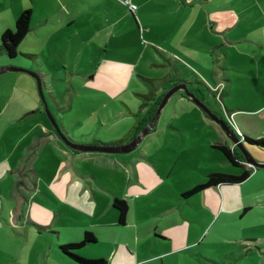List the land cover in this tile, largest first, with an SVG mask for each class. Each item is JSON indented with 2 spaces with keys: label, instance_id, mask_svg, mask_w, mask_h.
Masks as SVG:
<instances>
[{
  "label": "crops",
  "instance_id": "crops-1",
  "mask_svg": "<svg viewBox=\"0 0 264 264\" xmlns=\"http://www.w3.org/2000/svg\"><path fill=\"white\" fill-rule=\"evenodd\" d=\"M124 1L0 0V45L5 32L15 31L17 19L25 11L31 12V31L19 46V54L32 61L29 69L37 70L51 98L46 109L36 79L23 76L19 78L21 85L25 83L22 91L28 92L23 97L16 92L0 94V264H77L61 252L60 246L80 242L86 232L95 234L97 243L78 254L94 258L85 251L105 245L95 258L105 259L108 264H167V260L175 262L173 258L178 256L199 264L196 257L207 264H220L219 259L231 260L238 255H264L252 250L246 254V247L240 254L231 253L234 221H245L255 208H261L264 214V169H255L241 184L220 185L188 199L182 197L213 173H242L231 171V164L215 148L226 145L239 150L217 123L194 106L190 111L195 121H188L187 108H176L179 101L193 105L184 94L175 108L171 103L177 96L168 101L153 130L140 142L152 140L156 152H150V146L138 149L140 144L130 153L75 151L61 140L53 124L46 123L47 110L55 116L62 110L61 128L73 142L127 144L134 138L133 129L148 118L168 86L191 83L177 64L195 65L175 51L157 47L149 35L152 26L146 18L150 14L151 21L169 22L167 30L163 27V36L180 37V49L195 38L196 46L207 56L206 64L218 69L213 72L217 81L212 85L223 86L220 101L226 115L221 118L231 122L241 139L243 135L264 139V0H130L138 6L134 13ZM144 33L168 62L154 57L152 67L164 68L163 75L138 76L154 87L138 89L134 97L126 98L125 91L113 93L111 82L100 75L101 84H89L87 88L98 96L113 93L110 97L122 108L100 110V118L95 111L79 115L74 110L77 74L59 75L50 68L68 66L67 57L80 53L81 63L99 60V67L114 70L110 74L123 82L124 72L117 64L132 53L130 35L143 38ZM116 46L120 49L117 54ZM11 60L0 49V68L14 66ZM53 73L62 78L57 82L66 86L63 95L71 96L68 107H61L54 95ZM193 73L194 79L208 86L204 81L206 72ZM112 114H126L128 122L123 130L115 127L105 131L120 121H114ZM204 128L208 137L201 148L211 154L203 152L200 160L186 157L187 135ZM250 151L264 163L263 154ZM189 172H201L204 179L189 182ZM252 181L255 185H250ZM115 199L125 201L129 207L125 225L119 223ZM240 230L244 232L245 228L241 226ZM212 233H221L222 240L212 243L214 249L210 250L209 243L201 248L204 235ZM239 242L264 248V238L247 237Z\"/></svg>",
  "mask_w": 264,
  "mask_h": 264
},
{
  "label": "rangeland",
  "instance_id": "rangeland-1",
  "mask_svg": "<svg viewBox=\"0 0 264 264\" xmlns=\"http://www.w3.org/2000/svg\"><path fill=\"white\" fill-rule=\"evenodd\" d=\"M153 16H151L150 14H148L146 20L149 24V26H152V30L150 31L151 38L153 40L156 41L157 43V47H160L162 49H167L168 51H175L177 56L181 55V57H185L189 60H192V65L195 66H190V64H188L187 67L183 66L182 64H177V67L181 70V72H183V75L188 77V79H190L189 81H191L190 84L187 85L188 91L191 94H194L196 98H198L203 104H205L207 107H209L213 113H215L217 116L223 117V115L225 114V110H224V104H222V102L220 101L222 99V94H223V86L221 85H212L214 82L213 81H217V79L212 75L213 72L218 71L217 68L212 67L211 64H206L207 62L205 61L206 59V54L203 52V50H201L199 47L200 46H196V39L195 38H190L187 43H185L183 45V47L180 49V37L178 36H171L169 35L168 38L163 36L164 33V28H166L167 26H169V22L168 23H161V22H157L155 20L151 21L150 19H152ZM149 19V20H148ZM146 22V24H147ZM154 24V25H153ZM125 28V26H122ZM150 29V28H148ZM167 30V28L165 29ZM168 33V32H166ZM149 35H146L144 33V37L141 38L140 35H138V37L133 34L132 36L130 35V39H131V51L132 53L129 56H125L121 62H119L118 67L119 71L121 70L122 72H124L123 74V82L117 80L115 77H113L110 72L114 70L111 69H105V65H102L101 67H99V60H93L92 62H88L86 63V65H84L83 63L80 62V53H73L70 54L67 58V65L68 66H62V65H55L57 68L56 69H51L50 68V72L54 71L55 73L60 74H65V75H69L73 72L75 74H77V77H75V82H74V86H75V91H76V95L75 100H74V110L79 112V115H83V113L87 114L89 112L95 111L96 114H98V117L100 118V114L98 113L100 112V110H110L111 112L113 111V109H119L121 107L120 103H116V99H113V97H110L111 94L113 93H117L119 91H125L124 93L126 94V98L129 97H134V93L136 90L138 89H150L152 87H154V85L152 83H149L147 80H143V78H138V76L144 77V76H157V75H163L162 73L164 72V68H157L156 66L152 67V61H154V57H159V59H161L162 63L166 62V60L159 54L158 51H156V49L154 47L155 43L151 40V38L149 37ZM110 42H112V46H113V41L112 39H109ZM142 41H144L145 43L142 44ZM184 43V42H183ZM111 46V48H112ZM116 49V54L119 53L120 49L118 46L115 47ZM34 51V50H33ZM146 51V52H145ZM152 55L153 58H149V55ZM102 55V54H99ZM88 56V54H87ZM142 57H145V59H142ZM72 58L73 61L72 62ZM12 63H14V66H11L12 68H17V69H22V70H26L29 71V73L26 72H20V71H6L4 73H2L0 75V94H8V93H14L16 92L17 95H22V97L28 93L27 91L23 92L22 90L25 89V83L23 82V84L21 85L20 83L22 82V80H20V76H23L24 78H34V76L31 74H37V70L34 69H29V67H33L32 66V61L28 58H25L23 56H21V53L19 54V56L16 59H12L11 60ZM168 63V62H166ZM50 65V64H47ZM99 67V68H97ZM4 68H9V67H4ZM172 70L175 72L174 67H171ZM2 69V68H0ZM118 70V69H115ZM202 71L207 73V76H205L206 83H208V86L205 85V82H199L198 80L194 79L195 75H193V72H199L201 73ZM19 74V75H18ZM100 75L102 77L106 76V78L111 82V88L113 89V93L109 94V97L106 96H98L95 95L94 93H92L91 91H89V89L87 87H89L90 85H100L101 84V79H100ZM52 80H54L53 82H51V85L53 87V90L55 92V96H58V103H60L61 107H68L69 103H70V97L69 95H67L66 93L63 95V91L64 88L66 87L65 85H62L61 83H58L57 80H60L62 78H59L58 75L55 76V74L53 73L51 75ZM36 79V78H34ZM131 79V80H130ZM87 82V84H86ZM36 84L38 87V83L36 80ZM138 85V86H137ZM64 87V88H63ZM208 87L210 88V90L214 93V95L208 90ZM15 88V89H14ZM97 88V87H96ZM44 97H45V102L47 104V106L49 104H51V98H49V91L44 89ZM37 92L39 94V97L42 101V103L44 104V101L42 100V97L40 95L39 89L37 88ZM221 92V93H220ZM30 93V92H29ZM181 94H184L185 97H187L190 101L193 102V100H191L184 91H179L177 92L175 95H173L171 98H174L172 101V105L174 104V108H175V103L177 102L178 99H180ZM128 96V97H127ZM124 98L125 100H128ZM170 98V99H171ZM136 101L141 100L140 98L138 99L137 97H135ZM144 101V100H142ZM128 103L129 100L127 101ZM136 103V102H135ZM231 105V100H229L228 102ZM193 105H186L184 104V102L179 101L176 103V108L178 107L180 110L179 111H183V108H187V114H188V118L186 120L188 121H195L192 117V108L191 106H194V108H197L200 110V108L193 102ZM45 105V104H44ZM167 105V104H166ZM56 107V106H55ZM166 107V106H165ZM122 108V107H121ZM57 109V107H56ZM68 109V108H67ZM58 110V109H57ZM62 110H58L59 113H57V116H55L56 114H54V112L52 110H50V114L53 116V118L58 122V124H60V117L62 115ZM64 117L66 116V113L63 114ZM179 115L181 116V112H179ZM226 115V114H225ZM113 116V120H120L118 122V124H114L112 125V127L108 126L106 127L105 131H109L111 129H114L116 127V129L118 130H123V126L127 125V120L125 119V116L118 114L117 117ZM119 117V118H118ZM45 121L48 125H52V122L50 120L49 117V113L46 111L45 112ZM230 119V118H228ZM123 120V121H122ZM231 120V119H230ZM179 122V120H178ZM199 123V122H198ZM231 123V122H230ZM120 124H122L121 126H119ZM121 132V131H118ZM208 137V133L207 130L204 128L203 131H199L198 133H196L195 135H191L188 134L185 141H184V145L189 147V151L186 154V157L191 158V156H193L195 159H201V155L204 152V154L206 155L207 153L211 154V152H209L208 150H205L204 148H201V144H203V142L207 141ZM152 140H146L143 143L140 144V146L138 147V149H142L143 147H145L144 149H146L147 146H150L151 150L149 149L150 152H156V150H154V146L152 145ZM154 141V138H153ZM191 148H193L191 150ZM252 148V149H251ZM148 149V147H147ZM247 151L253 156V154L251 153L250 150H255L256 152L263 154L264 155V150L258 149L256 147H246ZM138 151H136L137 153ZM215 154V152H214ZM216 154H218V157L221 158V153L216 152ZM163 155V154H162ZM216 156H213V158H215ZM254 157V156H253ZM190 164V163H188ZM242 171L241 168L239 167H234L233 165H231V171ZM190 173V172H189ZM187 178L189 180V182H191L192 180L195 182L199 179L203 180V176L201 174V172L196 173V174H188ZM256 181H252V183H250V185L254 184L255 185ZM249 185V186H250ZM263 211L261 208H255V210L252 212L251 215H249L245 221H234V227H231V253L233 254H240V251L249 246V244L247 242H239L242 239H245L247 237H258V238H264V214L261 212ZM232 218L234 217V215L231 216ZM241 226L243 227V229L245 228V231L242 232L240 230ZM204 236H206V238L203 241V244L201 246L202 247H207L208 243L210 245V250L214 249V246H212L216 241L218 240H222L221 239V233H218L217 235H207L205 234ZM223 237V236H222ZM257 239V238H256ZM226 241V240H225ZM213 243V244H212ZM228 244V242H227ZM226 245V243H224V246ZM259 246V245H258ZM264 245H262L263 247ZM106 246L105 245H100L97 249H89L86 250V254L89 257H94V258H87V259H96L95 257L99 255L100 252L104 251V248ZM261 247V246H259ZM213 252V250L211 251ZM217 252V250L215 251ZM214 256L216 253H213ZM217 258V256H216ZM175 262H173L172 260L169 261L167 260L166 263L167 264H199L196 261H191L188 260L182 256H178L177 258H173ZM196 259H198V261L201 262V264H207L205 263L202 259H199L198 257H196ZM219 263L220 264H264V255H258V254H251L250 258H243L242 256L240 257V255H238L237 257H231V260L227 259L226 261L224 259H219ZM163 264V263H161Z\"/></svg>",
  "mask_w": 264,
  "mask_h": 264
},
{
  "label": "trees",
  "instance_id": "trees-1",
  "mask_svg": "<svg viewBox=\"0 0 264 264\" xmlns=\"http://www.w3.org/2000/svg\"><path fill=\"white\" fill-rule=\"evenodd\" d=\"M31 21H32V14L30 11H25L16 21L15 31H7L3 34L1 39L0 49L6 53V55L10 59H15L19 54V46L23 43V41L27 38L31 31ZM183 83V81H182ZM180 83V84H182ZM186 84V83H185ZM168 86L166 89V93L176 86ZM164 93L159 100L155 103V106L151 113L149 114L148 118L145 120H141L137 126L133 129V137H137L145 128L146 126L152 121L154 118ZM207 116V115H206ZM208 117V116H207ZM243 140L247 145L258 147L264 150V139L263 138H251L248 136L243 135ZM216 149L221 151L225 156L226 160L233 165L234 167H239L242 169V173L240 175H229L225 173H213L209 175L207 181L204 184L198 185L193 189L185 192L182 197L188 199L193 197L194 195L205 191L211 187H217L220 185H237L241 184L246 181L251 174L254 172V168H247L245 165V157L241 151L236 149H231L226 145H217L215 146ZM114 208L119 212V223L121 225H125L127 221V215L129 211V207L125 201L115 199L113 203ZM253 242H258V240H253ZM97 243V238L95 234L92 232H86L84 234L83 239L78 243H70L60 246L61 252L69 257L71 260L76 262L77 264H108L107 260L105 259H87L78 254V251L81 249L93 245ZM255 251L264 254V248L253 246V247H246L245 253L248 254L249 251Z\"/></svg>",
  "mask_w": 264,
  "mask_h": 264
},
{
  "label": "water",
  "instance_id": "water-1",
  "mask_svg": "<svg viewBox=\"0 0 264 264\" xmlns=\"http://www.w3.org/2000/svg\"><path fill=\"white\" fill-rule=\"evenodd\" d=\"M6 71H20V72H26L29 73V71L17 69V68H2L0 69V75ZM34 78H36L38 83V89L40 92V95L42 97V100L44 101L45 107L47 109V104L45 102L44 97V83L41 78V76L37 73L33 74L31 73ZM179 91H184L186 95L193 100V102L215 123H217L222 130L226 133V135L234 142L235 146L238 147V149L242 152V154L245 157L246 163L251 166L254 169H264V163L258 162L246 149V143L243 139L239 137V134L236 132V130L231 126L230 121H226L225 119L217 116L213 111L207 107L205 104H203L198 98L195 97L194 94H191L188 91L187 84L182 83L174 86L171 88L163 97L162 102L160 103L158 110L152 119V121L146 126V128L137 136L135 137L131 142L123 145H81L73 142L63 131L61 128V125L58 124V122L53 118V116L49 113L50 120L53 124V126L56 129L57 134L60 136L61 140L71 149L79 152H100V153H108V154H118V153H130L134 151L137 146L140 144L142 139L153 130L156 122L159 120V117L161 115L162 110L170 100V98L175 95Z\"/></svg>",
  "mask_w": 264,
  "mask_h": 264
},
{
  "label": "built area",
  "instance_id": "built-area-1",
  "mask_svg": "<svg viewBox=\"0 0 264 264\" xmlns=\"http://www.w3.org/2000/svg\"><path fill=\"white\" fill-rule=\"evenodd\" d=\"M123 4L128 7L133 13L138 9V6L133 4L130 0H125Z\"/></svg>",
  "mask_w": 264,
  "mask_h": 264
},
{
  "label": "flooded vegetation",
  "instance_id": "flooded-vegetation-1",
  "mask_svg": "<svg viewBox=\"0 0 264 264\" xmlns=\"http://www.w3.org/2000/svg\"><path fill=\"white\" fill-rule=\"evenodd\" d=\"M133 139H134V138H133ZM133 139H132V140H133ZM132 140H131V141H132Z\"/></svg>",
  "mask_w": 264,
  "mask_h": 264
}]
</instances>
